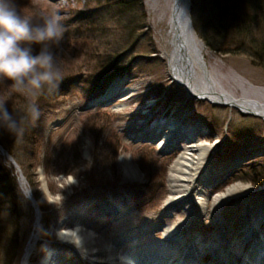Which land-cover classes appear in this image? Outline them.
I'll use <instances>...</instances> for the list:
<instances>
[{
    "label": "rangeland",
    "instance_id": "374dc122",
    "mask_svg": "<svg viewBox=\"0 0 264 264\" xmlns=\"http://www.w3.org/2000/svg\"><path fill=\"white\" fill-rule=\"evenodd\" d=\"M89 2L15 0L18 11L23 10L30 17L59 15L65 29L60 45L63 49L61 75L70 78L59 89L63 91L62 96L54 101L46 91L31 95L11 88V80L0 82V102L5 103L7 112L15 119L16 110H28L22 99L40 109L36 121L28 115L25 120L26 130V121L31 123L28 126L32 128V139L22 142L21 134L15 139L20 165L15 161L42 219L41 236L31 264H41L44 257L55 250L64 264H83L79 258L78 262H72L69 255L74 252L63 245L58 236L59 228L72 230L79 217L93 224L103 242L136 240L140 257L157 259L159 254L154 244L163 238L164 227L186 218L181 207L174 212L166 209L170 169L182 150L175 146L163 150L147 133L148 130L153 132L162 120L200 128L199 141L212 146L211 168L220 173L209 189L214 195L226 192L237 183L255 192L248 202L243 201L224 212L229 233L242 238L244 221L238 215L245 205L254 206L256 217L264 216V120L228 106L189 97L170 79L162 57L159 34L162 26L157 24V14L150 11L146 0V18L136 33L139 37L129 36V41L126 32L109 21L106 10L90 11ZM191 5L193 26L210 70L220 85L235 98L264 103V63L258 65L235 47L228 53L207 47L198 32L204 25L206 2L191 0ZM97 19H100V33H95L97 27L89 25ZM31 47L35 55L41 46L33 44ZM96 47L104 55L113 52L112 56L120 58L116 65L119 72L107 85L105 77L97 81L93 75V66L99 60L92 54ZM116 66L111 69L112 74ZM119 79L123 81V89L135 90L134 95L127 101L117 96L104 103L101 98ZM98 86L104 89L99 91ZM0 162L13 167L1 153ZM128 162L140 170L139 180L127 179ZM15 174L20 176L19 172ZM44 188L49 197L45 196ZM20 191L24 198L20 204V224L11 230L12 241L0 238V264H22L38 216L31 200L24 196L22 189ZM115 205L121 212L113 211ZM207 206L208 214L188 233L207 238L218 230L211 199ZM259 229L264 231V220ZM187 242L193 245L189 238ZM249 246L250 242L244 243L243 250ZM199 259L203 264L214 261L208 251H203Z\"/></svg>",
    "mask_w": 264,
    "mask_h": 264
},
{
    "label": "bare ground",
    "instance_id": "6f19581e",
    "mask_svg": "<svg viewBox=\"0 0 264 264\" xmlns=\"http://www.w3.org/2000/svg\"><path fill=\"white\" fill-rule=\"evenodd\" d=\"M146 4L150 11L157 14L156 22L159 27L162 26L159 31L162 57L174 83L196 100L228 106L264 120V103L248 98L238 99L228 94L210 70L204 47L189 17L188 0H146ZM122 86L123 81L117 80L101 100L105 103L117 96L122 101L129 100L135 90L123 89ZM173 122L162 120L153 132L147 131L150 140L157 142L161 149L175 146L182 150L170 169V193L166 209L174 212L181 207L186 218L164 227L163 238L154 244L158 249L157 259L140 257V247L136 240L130 242L124 238L118 242H103L93 224L86 218L79 217L72 230L63 231L59 228L58 233L61 243L74 252L69 255L72 262L81 259L79 262L83 264H154L155 261L159 264H203L199 256L203 251H208L214 258L210 264H264V231L259 229L264 216L262 219L256 217L253 215L254 206L250 203L245 205L238 215L244 221L241 225L244 228L240 233L242 238L229 233L224 217L226 210L247 201L255 192L242 183H237L217 195L209 191L213 182L220 177L219 170L214 171L211 168L212 146L199 141V127ZM166 129L167 132L164 133ZM125 174L131 181L141 178L140 170L129 162L126 163ZM23 188L27 190L25 184ZM44 193L49 197L45 188ZM209 199L212 201V212L218 230L207 238L188 233L195 223L208 214ZM113 211H119L116 205ZM41 223V216L38 215L22 264H31L36 254ZM188 238L193 245L190 246L187 242ZM247 242H250V246L243 250V244ZM193 247L197 252L193 251ZM41 264H64V260L55 250L50 251Z\"/></svg>",
    "mask_w": 264,
    "mask_h": 264
},
{
    "label": "trees",
    "instance_id": "16d2710c",
    "mask_svg": "<svg viewBox=\"0 0 264 264\" xmlns=\"http://www.w3.org/2000/svg\"><path fill=\"white\" fill-rule=\"evenodd\" d=\"M205 2V21L202 29L200 28L198 31L205 45L211 50L220 53H228L232 47H235L237 51H242L244 55L249 56L254 61H257L258 65L262 66L264 63V0H205ZM102 9L108 13L106 15L109 16V21L114 22L115 26L126 32L127 41H129V36H133L132 39L139 37L136 33L143 27L142 23L146 18L144 0H90V11H102ZM192 16L195 17V14L193 13ZM89 25L93 28L94 26L97 27L95 33L102 32L100 19L93 20ZM112 53L104 55L99 50V47H96L92 52L99 59L93 66L94 70L91 69L93 75H95L97 81H101L105 77L107 81L106 85L113 79V75L119 72V67L116 65L120 58L118 56L115 58V55L112 56ZM90 57L91 59L93 58V56ZM86 64L90 66L88 61H86ZM115 66L117 70L112 74L111 69ZM69 79L67 76H63L59 89ZM98 89L100 91L104 89V86H98ZM61 92L63 91L58 90L49 94V99L51 101L57 100L62 96ZM22 102L27 108L31 103V101L30 103L27 102L26 99H22ZM16 111L15 120L17 122L23 120L21 138L22 142H25L28 139H32V128L31 125L28 126L29 122L26 121L29 131L25 129L26 110L24 112ZM5 130L6 128L0 126V145L19 163L20 161L15 149V139L19 135L16 136ZM23 173L30 183V178L26 172L24 171ZM23 199L18 176L15 174L14 168L5 166L0 162V216L1 214L2 216L3 214L5 215L3 218L0 217L2 219L0 221L1 239L9 238L11 241L13 240L11 230L17 229V226L20 224L22 215L20 204L23 202Z\"/></svg>",
    "mask_w": 264,
    "mask_h": 264
},
{
    "label": "clouds",
    "instance_id": "9594fccd",
    "mask_svg": "<svg viewBox=\"0 0 264 264\" xmlns=\"http://www.w3.org/2000/svg\"><path fill=\"white\" fill-rule=\"evenodd\" d=\"M64 31L59 15L33 18L18 11L15 0H0V82L11 80V88L31 95L58 91ZM33 44L41 46L38 54H33ZM27 115L36 121L40 116L38 105L30 104ZM22 123L0 102V126L18 136L23 131Z\"/></svg>",
    "mask_w": 264,
    "mask_h": 264
},
{
    "label": "water",
    "instance_id": "95a60500",
    "mask_svg": "<svg viewBox=\"0 0 264 264\" xmlns=\"http://www.w3.org/2000/svg\"><path fill=\"white\" fill-rule=\"evenodd\" d=\"M189 1V4H190V10H189V17L192 21V17H191V8H192V5H191V0H188ZM193 24V22H192ZM195 98V97H193ZM196 99V98H195ZM0 153H2L3 156H5L10 162L11 164L13 165L14 169L16 170V172H19L20 173V176H19V185H20V188L22 189V192L24 194V196L26 198H28L29 200H31V203L33 205V207H35L36 209V213L37 215L41 216V214L39 213V208H38V204L37 202L35 201V199L33 198V196L31 195L30 191L27 192L23 189V185L25 184V177L23 176L22 174V171L21 169L19 168L18 164L16 163V161L13 159V157L4 150V148L2 146H0Z\"/></svg>",
    "mask_w": 264,
    "mask_h": 264
}]
</instances>
